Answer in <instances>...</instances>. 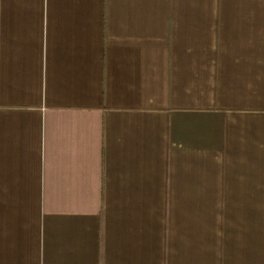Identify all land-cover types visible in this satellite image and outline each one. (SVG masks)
<instances>
[{
    "label": "crops",
    "instance_id": "0c3cea01",
    "mask_svg": "<svg viewBox=\"0 0 264 264\" xmlns=\"http://www.w3.org/2000/svg\"><path fill=\"white\" fill-rule=\"evenodd\" d=\"M0 264H264V0H0Z\"/></svg>",
    "mask_w": 264,
    "mask_h": 264
}]
</instances>
